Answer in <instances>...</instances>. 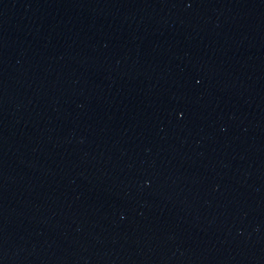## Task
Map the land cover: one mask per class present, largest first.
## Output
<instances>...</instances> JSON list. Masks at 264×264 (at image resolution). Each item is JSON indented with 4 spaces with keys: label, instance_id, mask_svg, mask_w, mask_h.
Wrapping results in <instances>:
<instances>
[{
    "label": "water",
    "instance_id": "1",
    "mask_svg": "<svg viewBox=\"0 0 264 264\" xmlns=\"http://www.w3.org/2000/svg\"><path fill=\"white\" fill-rule=\"evenodd\" d=\"M0 264H264V0H0Z\"/></svg>",
    "mask_w": 264,
    "mask_h": 264
}]
</instances>
